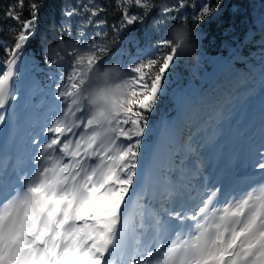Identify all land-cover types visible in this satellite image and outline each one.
Masks as SVG:
<instances>
[{
    "label": "snow or ice",
    "instance_id": "1",
    "mask_svg": "<svg viewBox=\"0 0 264 264\" xmlns=\"http://www.w3.org/2000/svg\"><path fill=\"white\" fill-rule=\"evenodd\" d=\"M124 3L121 28L143 22L155 7L149 0ZM24 4L18 0L21 11L13 7L6 14L20 30L0 74V134L9 123L8 109L14 117L7 138L13 150H0V264H264V135L230 157L229 168L248 170L246 190L239 195L225 188L223 172L208 170L191 136L178 147L179 168L161 151L162 142L170 139L167 128L154 145L144 146L147 114L166 95L165 81L177 59L166 40L159 55L127 70L129 95L116 113L109 144L97 142L87 110L75 98L80 82L74 64L55 86L57 107L43 123L30 116L27 135L17 142L16 109L24 99L17 65L36 35L42 6L30 3V18L24 20ZM132 6L143 15L130 14ZM185 6L165 7L163 13L172 21V13ZM83 11L90 13L91 26L104 9L84 6ZM212 11L205 4L194 19ZM63 15L71 20L80 11L72 7ZM104 25L101 20L96 27ZM79 35L83 41L85 33ZM94 40L85 45L95 53L89 63L109 51ZM30 99L39 103L35 94ZM224 115L221 106L210 120L218 124Z\"/></svg>",
    "mask_w": 264,
    "mask_h": 264
},
{
    "label": "trees",
    "instance_id": "2",
    "mask_svg": "<svg viewBox=\"0 0 264 264\" xmlns=\"http://www.w3.org/2000/svg\"><path fill=\"white\" fill-rule=\"evenodd\" d=\"M155 6L143 22L121 28L122 11L128 7L124 0H25L23 17L29 16L30 3L42 5L38 13L35 29L36 35L25 46L17 68L21 67L20 76L30 86L27 100L30 102L27 112L42 116L40 102L52 98L55 86L65 77L73 65V55L66 54L62 63L53 65L43 54L44 46L58 39L70 42L72 47L80 51L90 50L94 37L96 43L108 47L107 54H100L99 64L120 63L127 71L135 63L148 60L159 55L160 45L166 39L167 28L186 19L193 39L197 45L191 55H179L175 66L168 73L166 95L159 98L157 105L148 113L149 130L144 138L147 147L160 124L169 120L175 112H181L183 133L191 142L198 140L199 134L209 135L214 129L229 125V118L238 102L241 91L250 86L256 92H264V80L259 76L264 73L261 67L264 60V0H150ZM186 6L178 13H172L175 20L168 18L161 7ZM208 4L213 11L203 20L194 19L202 12V7ZM84 6L103 8L92 25L87 21L90 13L83 11ZM17 12L18 0H0V74L6 70L10 58L7 49L14 46V37L20 30L16 21L7 17L10 8ZM72 7L80 11V15L68 20L63 13ZM130 14L143 15L139 7H131ZM164 23H157L160 20ZM103 20L102 28L96 27ZM80 32L85 33L81 41ZM77 41H80L78 44ZM39 64V69L33 70V65ZM27 68V73L23 71ZM251 70L250 78L249 71ZM35 94L39 102L33 105L31 96ZM224 107L225 115L218 124L210 118L217 109ZM200 128V131H198ZM168 157L177 160V147L170 144ZM173 153H177L173 155Z\"/></svg>",
    "mask_w": 264,
    "mask_h": 264
},
{
    "label": "clouds",
    "instance_id": "3",
    "mask_svg": "<svg viewBox=\"0 0 264 264\" xmlns=\"http://www.w3.org/2000/svg\"><path fill=\"white\" fill-rule=\"evenodd\" d=\"M149 3L152 4L150 0ZM164 9L162 6L161 11ZM157 23H164V20ZM165 40L181 56L191 55L197 48L186 19L171 24L167 28ZM43 54L51 63L56 64L65 61L66 54L73 55V64L80 82L75 90V98L86 108L92 121L91 132L97 142L109 144L114 137L116 113L129 95L125 68L118 62L101 65L96 62L100 57L89 63V58L95 56V53L91 50L80 51L74 47L70 49V42L63 39H58L55 43L49 42L44 46Z\"/></svg>",
    "mask_w": 264,
    "mask_h": 264
},
{
    "label": "rangeland",
    "instance_id": "4",
    "mask_svg": "<svg viewBox=\"0 0 264 264\" xmlns=\"http://www.w3.org/2000/svg\"><path fill=\"white\" fill-rule=\"evenodd\" d=\"M259 77L263 78L262 80H264V75L260 74ZM18 87L22 90L24 99L19 102V105L16 109L17 115L20 117L19 128L17 131V142H19L20 138H24L28 132V127L27 129H25V131H23L22 125L26 123V120L23 113L19 111L20 109H25L27 106L26 98L28 96V93H26V91H28V88L23 81V77H21L20 75L18 78ZM244 93V96H241L240 100L238 99L239 102L229 117L232 119V123L228 127H225L222 130L214 129L209 135L199 134L197 138L198 140H196L195 142H191L192 146L197 149L200 157L204 160L209 171H213L216 167L217 161L213 162L214 155H217V153L223 154L230 151H236V148L242 149L247 141H249L250 139H255V137L251 135L250 132H252L253 130L258 131L257 129L259 125H262L261 123H263V126L259 129L258 132H260V130L264 131V93H260L259 95L258 92L251 88L245 90ZM249 93L252 94L250 95ZM52 101L54 105H57V102H55L54 100ZM7 111L9 123H6L8 127L5 129L6 131L3 133V135L0 134V150L12 151L13 146L7 143V138L8 131L11 130V122L13 121L14 117L12 116L10 109H8ZM248 113L250 114V116L247 117L246 114ZM253 114L263 115L260 121H257V124L256 122L252 121V118L254 116ZM50 115L47 114L44 119H40V123H43L45 119ZM165 128H167L168 136L170 139L162 142L161 151L165 160L167 161L169 158L168 153L171 152V150L169 149L170 144L175 145L178 149L182 140L185 145H187L189 141L186 140L185 137L187 136L182 132L181 113L175 112V114L169 120L160 125L151 145H154L157 142L158 133H160ZM198 131H200V128ZM231 135L235 137L234 140L229 139ZM212 138H214V140ZM144 158L145 156L142 155L140 157V161ZM171 162L174 168H179L181 166V157L179 156V154L177 155V160L171 159Z\"/></svg>",
    "mask_w": 264,
    "mask_h": 264
},
{
    "label": "bare ground",
    "instance_id": "5",
    "mask_svg": "<svg viewBox=\"0 0 264 264\" xmlns=\"http://www.w3.org/2000/svg\"><path fill=\"white\" fill-rule=\"evenodd\" d=\"M6 125L7 124L3 125L2 127L4 129H6L8 127V125L7 126ZM261 127L262 126H259L257 130L259 131V129ZM250 134L253 135L255 137V139H258L261 135H264V131L263 130H260V132H257L255 130H253L252 132H250ZM2 135H3V133H2ZM237 140H242V139H237ZM237 150L238 149L236 148V151ZM233 152H235V151H230V152H226V153H223V154L217 153V155H214V159L213 160H216V161L223 160V161H226L229 164V160H230V157H231V155H232ZM239 168H244V167L243 166H239Z\"/></svg>",
    "mask_w": 264,
    "mask_h": 264
}]
</instances>
